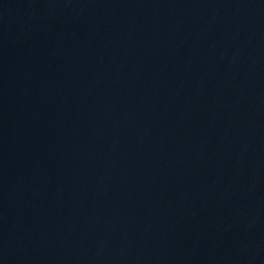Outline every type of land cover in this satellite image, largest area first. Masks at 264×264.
<instances>
[{
  "label": "water",
  "instance_id": "95a60500",
  "mask_svg": "<svg viewBox=\"0 0 264 264\" xmlns=\"http://www.w3.org/2000/svg\"><path fill=\"white\" fill-rule=\"evenodd\" d=\"M0 264H264V0H0Z\"/></svg>",
  "mask_w": 264,
  "mask_h": 264
}]
</instances>
